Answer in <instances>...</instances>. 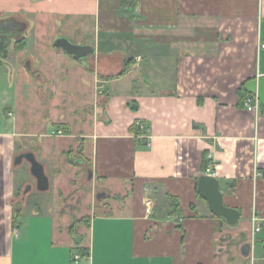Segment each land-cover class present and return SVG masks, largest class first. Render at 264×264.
I'll return each instance as SVG.
<instances>
[{"label": "crops", "instance_id": "1", "mask_svg": "<svg viewBox=\"0 0 264 264\" xmlns=\"http://www.w3.org/2000/svg\"><path fill=\"white\" fill-rule=\"evenodd\" d=\"M2 34L12 41L0 56V264H75L76 242L90 250L78 264H220L227 238L251 259V219H264V109L248 111L241 92L264 75V0H0ZM62 37L95 52L76 60L55 45ZM73 144L105 193L75 212L86 225L74 232L52 204ZM26 152L58 196L23 206L14 223L25 177V158L15 160ZM208 164L241 212L236 226L198 193Z\"/></svg>", "mask_w": 264, "mask_h": 264}, {"label": "rangeland", "instance_id": "2", "mask_svg": "<svg viewBox=\"0 0 264 264\" xmlns=\"http://www.w3.org/2000/svg\"><path fill=\"white\" fill-rule=\"evenodd\" d=\"M47 112L48 108H45L44 111L41 112V115L47 114ZM54 127L55 125L51 123L50 125H48L47 131L51 132ZM69 131L70 129H68L67 132L70 133L71 131ZM35 140H37V138L33 139V141ZM77 144H73L68 150H65L64 153V155L66 156L65 160H67L70 164L71 172L69 176H66L65 179L63 178L59 180L60 184H62V186L64 185L63 187H61V190L59 192L61 199H57L56 197L54 198V196L57 194V190L55 189V186H51V183L49 190H38L36 179L30 172V163L27 159L23 160L22 164L19 165L17 169L18 174L25 172V177L23 182H21V189L19 190V193L17 195L18 205L16 204V208H24L26 205L29 208L37 202L46 205L45 201L50 202V199L54 198L52 199L53 207L59 206V209H63L64 218L63 220L61 219V225H64V227H66V225H73L75 223L77 217L75 212L84 213L90 211L91 209L93 210V206H98L100 200H98L97 194L99 192H102L103 189H101L98 183L95 182V178L90 177V165L86 161V157ZM50 182H52L51 179ZM54 182L56 183L57 181L54 180ZM28 188L30 189L28 190ZM247 222V218L243 220V223ZM81 224H84V226L86 225L85 222ZM76 227L78 229L79 225H77ZM76 239H79L77 235ZM230 241L228 240V238L220 241V244L215 251V258L218 263L264 264L260 262L262 261L261 258L264 252V248L261 245L263 241L262 234L258 236L255 243V260H253L252 258L249 261H245L244 259H242L238 253H235L233 249V241Z\"/></svg>", "mask_w": 264, "mask_h": 264}, {"label": "water", "instance_id": "3", "mask_svg": "<svg viewBox=\"0 0 264 264\" xmlns=\"http://www.w3.org/2000/svg\"><path fill=\"white\" fill-rule=\"evenodd\" d=\"M55 45L64 49L69 55L76 60L87 58L90 54L95 52L91 46H83L72 43L69 39L62 37L59 38ZM245 90L249 93L256 95L264 106V75L250 80ZM27 159L30 163V172L35 177L37 188L39 191H47L50 188V179L45 172L44 165L39 162L32 152H26L18 155L15 162L20 163L23 159ZM30 188H28L29 190ZM198 193L204 198L208 204L211 213L217 217L223 218L230 226H236L241 217L239 209L227 206L224 202V195L221 190V182L217 177L207 174H201L197 184ZM105 196V193L99 192L97 198L100 199ZM264 246V236H263ZM244 255L246 257L252 256V243L248 242L243 246Z\"/></svg>", "mask_w": 264, "mask_h": 264}, {"label": "trees", "instance_id": "4", "mask_svg": "<svg viewBox=\"0 0 264 264\" xmlns=\"http://www.w3.org/2000/svg\"><path fill=\"white\" fill-rule=\"evenodd\" d=\"M11 41H12V38L10 36L5 35V34L0 35V56L2 58H6L8 56V49H9V45H10ZM25 45H26V39L25 38L19 39L16 42V46L18 48L25 47ZM249 95H253V94L249 93L245 89L242 90V92H241V98H242L243 101ZM262 108L264 109V106H262ZM56 127L58 129H63V130H67V131H68V129H70L68 127V125L67 124H64V123L57 124ZM139 129H140V125L137 124V123H135V124H133L131 126V130L133 132L135 131L137 133H140V130ZM208 165H207V167H208ZM206 168H205V170H206ZM171 199H172V207H173V212H172L171 215H174V213H176V212H178L180 210V203H179V200L176 197H174V196H172ZM21 210H22L21 208H15L14 214H13V222L14 223L17 222V219L19 217V214L21 213ZM212 216L215 217V218H220V217H217V216H215L213 214H212ZM79 222H85V220L84 219L83 220H76L75 223L71 226V231L74 232V230H75V228L77 226V223H79ZM261 245L263 246V241H262V244ZM263 248H264V246H263ZM73 250L76 251L77 253L81 254L82 256H89V254H90V250H89L88 247L81 246L77 242H76V245L74 246Z\"/></svg>", "mask_w": 264, "mask_h": 264}, {"label": "built area", "instance_id": "5", "mask_svg": "<svg viewBox=\"0 0 264 264\" xmlns=\"http://www.w3.org/2000/svg\"><path fill=\"white\" fill-rule=\"evenodd\" d=\"M263 47H264V44H263ZM103 93H104V86H102L101 90H100V94H103ZM244 106L246 107V109L248 111L258 112L260 107H261V103H260V101L256 95H249L244 100ZM141 127L143 129V126H141ZM205 174L217 177V171L215 168H213V166L211 164H209L208 167L206 168ZM182 221H183V218L181 217L179 219V222H182ZM252 224H253V229H252V236H251V243H252V256H251V258L253 260H255V258H254L255 243H256L259 235L262 234L264 236V219L260 218L257 214L254 213L252 216ZM80 259H81L80 254L75 253L74 254V263L78 264ZM261 260L264 261V252H263V256H262Z\"/></svg>", "mask_w": 264, "mask_h": 264}, {"label": "flooded vegetation", "instance_id": "6", "mask_svg": "<svg viewBox=\"0 0 264 264\" xmlns=\"http://www.w3.org/2000/svg\"><path fill=\"white\" fill-rule=\"evenodd\" d=\"M31 188V187H30Z\"/></svg>", "mask_w": 264, "mask_h": 264}]
</instances>
